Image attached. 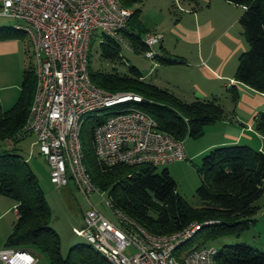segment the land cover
<instances>
[{"label": "trees", "instance_id": "trees-1", "mask_svg": "<svg viewBox=\"0 0 264 264\" xmlns=\"http://www.w3.org/2000/svg\"><path fill=\"white\" fill-rule=\"evenodd\" d=\"M138 0H121L131 6ZM243 6L239 22L248 48L238 57L236 79L264 92V0H227ZM133 9V8H132ZM139 12L133 9L127 37L134 51L146 45L141 37L147 29L141 20L133 19ZM23 33L12 26H0V38ZM101 55L115 60L120 57V45L114 39L102 42ZM88 69L93 82L111 92L131 91L139 100L127 99L117 108L137 107L151 115L160 130L177 139L186 135L199 137L206 125L225 117V109L215 98L184 100L174 92L141 78L143 74L130 66L129 74L94 70L89 52ZM161 64H173L174 59L157 56ZM35 90L33 65L22 72L19 97L12 106L0 105V140H18L29 112ZM232 97L237 98L234 86ZM95 119H88L81 137L85 164L92 179L107 193L113 206L154 233L176 231L192 221L216 220L204 225L196 234L199 245L212 244L229 236L239 237L253 222L261 208L257 202L264 193V110L255 117V129L263 136V148L247 143H229L212 147L202 159L201 184L197 194L201 206L194 207L177 191V182L168 168L159 165L116 164L105 166L98 161L93 144ZM182 160V159H181ZM0 193L15 200L17 214L12 231L6 238L7 246L40 250L51 264H110L108 259L89 243H79L63 257L58 233L50 226L51 211L37 176L25 157L9 150H0ZM195 236V237H196ZM193 239V238H192ZM191 241V240H190ZM189 241V242H190ZM217 264H264V251L245 242L222 243L217 250Z\"/></svg>", "mask_w": 264, "mask_h": 264}, {"label": "built area", "instance_id": "built-area-1", "mask_svg": "<svg viewBox=\"0 0 264 264\" xmlns=\"http://www.w3.org/2000/svg\"><path fill=\"white\" fill-rule=\"evenodd\" d=\"M133 9L121 0H0V15L15 19L14 29L28 36L33 60L35 90L21 133L33 134L39 152L57 186L72 181L88 201L84 225L74 227L110 264H217L215 244L189 246L206 224L190 222L171 233H154L113 206L112 221L90 200L105 192L92 179L85 164L81 131L95 119V155L105 166L116 164L166 165L186 158L182 139L159 129L157 121L137 107L117 108V103L141 97L131 91L111 92L96 85L88 69L90 38L97 28L104 43L116 40L134 51L127 37ZM143 55L157 63L156 48L162 35L146 31L141 37ZM104 198V197H103ZM132 247L134 251L127 252ZM0 264H39V256L27 248L4 246Z\"/></svg>", "mask_w": 264, "mask_h": 264}, {"label": "rangeland", "instance_id": "rangeland-1", "mask_svg": "<svg viewBox=\"0 0 264 264\" xmlns=\"http://www.w3.org/2000/svg\"><path fill=\"white\" fill-rule=\"evenodd\" d=\"M184 6V3L180 0H138L131 6L127 7L133 9L138 8L139 12L133 19L141 20L146 28L167 33L172 27L175 19L179 17L181 9L185 8ZM15 22V19L11 17L0 15V24L12 26ZM20 37H23L26 42H29L28 36L25 32L21 33ZM103 38L104 35L99 28L93 31L90 38L89 48L91 64L94 70L118 72L121 75H124L130 73V66H135L139 69L141 74H143L141 78L147 82H156L162 86H171V84L176 83L175 81L179 80L180 72L177 66L167 64L165 66L159 64L155 65L143 55L142 51H130L123 46H120V57L115 60L105 58L101 55ZM156 48H158V45ZM30 63L33 64V60L32 57H28L27 54V66H30ZM14 64V60L10 58L3 67L6 68V71ZM183 78L184 77H181V79ZM192 80H195V78L192 77ZM187 90L189 92L186 98H192L193 91L191 88ZM121 91L122 90H115L114 92ZM10 106L12 105H9L5 109ZM226 128H229L232 132L235 130L233 127ZM214 129L215 131L218 130L217 127H205L204 133L199 137L186 135L183 140L184 150L187 155L186 158L176 160L166 165H159L157 167L158 170L165 167L168 168L170 174L177 182V191L194 207H200L202 204L201 199L197 194V188L201 184L202 172L200 168L203 156L215 146L213 145L204 149L205 146L210 144V142H213V138L216 136V133H213ZM253 130H256L255 127H253ZM234 133H237V131ZM246 133L253 136V142H255V144H259V140L255 136L254 131L251 132L248 130ZM34 141L35 136L33 134L23 136L16 141L0 140V150L6 149L25 157L29 166L37 176L39 185L44 192L47 204L51 211L49 224L58 233L60 252L62 256L65 257L72 246L79 243H89L86 237L77 235L73 231L74 227L80 228L84 225V212L89 207V203L84 196L78 192L72 181H70L68 185L62 186H57L51 181L49 165L44 156L39 152V148ZM103 197L100 194L95 193L90 196V200L92 204H94L109 219L117 221L114 212L104 203V199L108 198L106 192L103 193ZM257 202L261 205V208L254 215L255 220L250 223L249 227L246 228L239 237L229 236L216 241L213 244L219 247L222 243L234 244L237 242H245L260 251H264V193ZM15 206L14 199L6 194L0 193V248L7 246L6 238L12 231L16 221L17 214L14 209ZM195 221L200 222L199 219ZM197 242L198 240L196 236L191 239L188 245L192 246ZM199 243L201 242L199 241ZM206 243L212 244L211 242ZM31 251L39 256V264H51L46 253L36 249ZM130 251H134V249L128 247L127 252Z\"/></svg>", "mask_w": 264, "mask_h": 264}, {"label": "crops", "instance_id": "crops-1", "mask_svg": "<svg viewBox=\"0 0 264 264\" xmlns=\"http://www.w3.org/2000/svg\"><path fill=\"white\" fill-rule=\"evenodd\" d=\"M180 1L185 8L181 9L179 17L167 33L150 30L141 21L147 31L162 35L157 49L163 56L176 60L167 65L177 66L180 72L179 80L172 82L171 86L154 83L184 100L215 98L221 103L225 109V117L205 126L217 127L218 130H213L216 136L204 149L236 142L262 149L263 136L253 130V127L256 115L264 110V92L239 82L235 76L238 57L248 48L239 22L243 6L227 0ZM20 36L21 34L0 38V105L3 109L13 105L16 97H19L22 72L27 66V54L28 57L31 56L30 43ZM10 58L14 60L15 66L5 71L3 66ZM156 64L166 65L159 62ZM232 86L238 95L236 100L232 97ZM188 87L193 91V97L189 99L186 98ZM226 127H233L237 133ZM248 130L255 132L259 144L253 142V136L246 133Z\"/></svg>", "mask_w": 264, "mask_h": 264}]
</instances>
